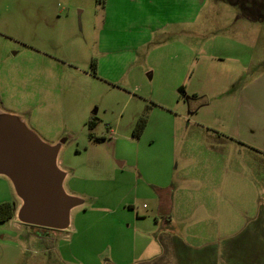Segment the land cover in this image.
Returning a JSON list of instances; mask_svg holds the SVG:
<instances>
[{"label":"rangeland","instance_id":"374dc122","mask_svg":"<svg viewBox=\"0 0 264 264\" xmlns=\"http://www.w3.org/2000/svg\"><path fill=\"white\" fill-rule=\"evenodd\" d=\"M240 71L264 73V0H0V111L65 139L64 188L87 201L67 231L1 222L0 264L139 262L167 229L184 264H247L264 161L216 140ZM17 198L0 175V203Z\"/></svg>","mask_w":264,"mask_h":264},{"label":"water","instance_id":"95a60500","mask_svg":"<svg viewBox=\"0 0 264 264\" xmlns=\"http://www.w3.org/2000/svg\"><path fill=\"white\" fill-rule=\"evenodd\" d=\"M64 141L49 144L20 116L0 111V175L11 179L21 200L16 217L22 223L67 231L73 209L87 203L64 188L68 172L58 161Z\"/></svg>","mask_w":264,"mask_h":264},{"label":"crops","instance_id":"0c3cea01","mask_svg":"<svg viewBox=\"0 0 264 264\" xmlns=\"http://www.w3.org/2000/svg\"><path fill=\"white\" fill-rule=\"evenodd\" d=\"M188 15L191 16V13H188ZM193 20L194 19L185 21L193 22ZM239 73V75L236 74L231 76L230 81H234V84L237 85L231 90L233 91V93L231 92L233 101L231 109L225 116V122L222 126H216L221 132L219 134L217 133L219 138H216V140L221 146L233 144L243 146L249 150L254 149V154H257V157L264 161V73L261 76L259 74L258 76H253L252 80L247 84L248 86L245 87H243V83L246 75H244L242 71ZM240 123H248L249 126L247 128L241 126L243 128L241 129L240 125H238ZM160 201H162V199L158 201L159 204L161 203ZM168 203L171 205L172 211L174 200L169 198ZM167 230L168 231L159 232L158 235L154 237L161 245V252L157 253L155 257L150 259L148 256L145 259H141L143 261L139 260V262L138 260L129 261L128 263L113 261L108 264H184V259H181V257L184 253L185 255L189 254L191 248L188 245L191 244H188V242L186 243L188 245H185V242H183L179 236H173L171 234L172 232H170L169 229ZM179 234L180 233H178V235ZM198 237L199 234L196 235L194 239ZM257 243H259L260 249L261 247L263 248L261 251L257 249V254H253L252 257L248 259L247 264H264V239L254 238L250 240L249 244L256 245ZM151 245L150 243L146 245L143 253L149 252L150 249L152 252V248H150ZM147 247L149 248L147 249Z\"/></svg>","mask_w":264,"mask_h":264},{"label":"trees","instance_id":"16d2710c","mask_svg":"<svg viewBox=\"0 0 264 264\" xmlns=\"http://www.w3.org/2000/svg\"><path fill=\"white\" fill-rule=\"evenodd\" d=\"M93 69L96 73V69H97L96 59L93 60ZM146 114L147 113H142L137 120V123L133 131L135 137H140L141 134L146 130V127L148 125V117ZM88 124L90 128L95 127L96 121L94 117L89 120ZM14 215H16V206L12 201H4L0 203V223L10 219L12 220L14 218Z\"/></svg>","mask_w":264,"mask_h":264}]
</instances>
